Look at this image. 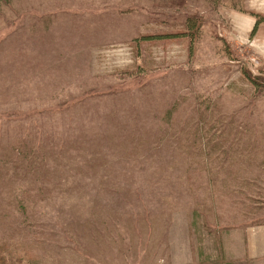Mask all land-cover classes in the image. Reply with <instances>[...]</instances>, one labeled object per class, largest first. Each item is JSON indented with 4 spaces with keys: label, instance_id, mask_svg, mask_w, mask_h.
Listing matches in <instances>:
<instances>
[{
    "label": "rangeland",
    "instance_id": "374dc122",
    "mask_svg": "<svg viewBox=\"0 0 264 264\" xmlns=\"http://www.w3.org/2000/svg\"><path fill=\"white\" fill-rule=\"evenodd\" d=\"M207 7L0 0L2 264H264L261 61L209 57Z\"/></svg>",
    "mask_w": 264,
    "mask_h": 264
},
{
    "label": "crops",
    "instance_id": "0c3cea01",
    "mask_svg": "<svg viewBox=\"0 0 264 264\" xmlns=\"http://www.w3.org/2000/svg\"><path fill=\"white\" fill-rule=\"evenodd\" d=\"M204 1H207V3H210L212 6L203 10L212 14L210 22L209 20H206L214 30L210 38L215 47V51L214 54L209 57L218 59L219 62L228 61L231 66L229 68L233 72L234 70L241 71L243 66L245 67V63L244 61L239 60L238 57H242L244 53L239 54L238 52H235L233 47V49L231 48L235 42L232 39L237 36L252 38L253 48L247 53H251L253 56L250 57V60L257 57L258 60L261 61L259 76L264 80V0ZM164 26L172 25L164 24ZM179 32V30H170L163 33H154L153 35H155L157 39H162V37H159L161 34L167 35L166 37L163 36V38H165L166 51L169 53L168 59L170 61L182 63L189 62L191 60L190 36ZM244 55L249 59L246 54ZM236 82L245 87H248L251 83L247 78H245V80H236ZM253 230L256 237H261L264 233V227L259 229L253 228ZM247 250H245V254L248 258H251L252 255L250 251ZM255 251L264 252V247L261 249L255 247Z\"/></svg>",
    "mask_w": 264,
    "mask_h": 264
},
{
    "label": "built area",
    "instance_id": "2783aa9c",
    "mask_svg": "<svg viewBox=\"0 0 264 264\" xmlns=\"http://www.w3.org/2000/svg\"><path fill=\"white\" fill-rule=\"evenodd\" d=\"M234 43H237L238 45L236 46L234 44V46L236 47V49H240L239 45H243V44H248L250 43V38H246V37H239ZM251 45H253V43H251ZM238 52V51H237ZM252 60H254V58H252ZM255 62V61H254Z\"/></svg>",
    "mask_w": 264,
    "mask_h": 264
},
{
    "label": "trees",
    "instance_id": "16d2710c",
    "mask_svg": "<svg viewBox=\"0 0 264 264\" xmlns=\"http://www.w3.org/2000/svg\"><path fill=\"white\" fill-rule=\"evenodd\" d=\"M170 35H172V34H170ZM167 35H164V37H166ZM154 37H156V36H154ZM159 37H163V35H160ZM145 38H148V37H145ZM0 264H2L1 262H0Z\"/></svg>",
    "mask_w": 264,
    "mask_h": 264
}]
</instances>
